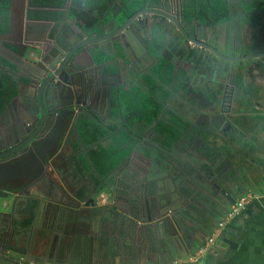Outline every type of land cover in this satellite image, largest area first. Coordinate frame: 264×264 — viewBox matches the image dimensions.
<instances>
[{"label":"crops","instance_id":"1","mask_svg":"<svg viewBox=\"0 0 264 264\" xmlns=\"http://www.w3.org/2000/svg\"><path fill=\"white\" fill-rule=\"evenodd\" d=\"M200 3L217 7L212 26L197 14ZM183 5L190 9L185 22L191 21L189 26L199 24L204 31L212 30L211 41L204 33L202 38L222 54L236 57L264 53V0H185ZM53 21L54 17L48 22H37L41 25L30 30L32 43L25 41L28 54L22 58L26 65L38 66L42 56L47 57L45 50L49 44L60 40ZM73 24L69 22L67 30ZM22 31L26 36L25 27ZM172 33L175 29L170 25L167 34L160 36L167 45L173 41L171 46H174L178 39L168 36ZM127 52L121 50L112 57L121 63L118 74L123 87L136 80L137 75L131 69L132 55ZM106 57L108 65L111 57ZM214 63L215 109L196 103L197 112L210 113H202L209 117L208 123H193L201 129V136L191 152L188 149L193 140L189 138L168 145L161 137L149 136L151 146L139 148L137 166H124L109 174L105 178L109 181L107 184L101 183L104 176L98 172H89V177L81 180L79 172L67 171L63 173L70 176L66 183L61 180L55 187L32 189L42 194L47 206L52 203L69 210L74 205L78 206L75 209H86L85 215L76 214L75 221L82 223L83 232L88 236L84 242L88 264H171L173 260H185L209 236L237 196L247 189L264 190V57L228 62L215 56ZM154 146L161 152H156ZM145 156L150 159L147 169L141 165ZM158 197L162 199L160 212L174 214L178 219L183 243L173 241L170 236L175 230L173 222L167 224L169 233L162 224L149 227L146 234L140 233V226L160 223L163 218L156 216ZM134 203L141 205L145 212L151 210L153 219L131 217L132 211L137 213ZM188 207L196 214H190ZM46 211L41 221L43 228L52 212L51 208ZM125 212H129L127 224L122 218ZM184 212L190 214V220L184 219ZM40 231L42 228L36 232V240ZM146 235L149 239L158 237L159 243L154 245V240H150L152 245L149 244ZM224 238L235 245L225 243ZM167 240L172 246L170 253ZM39 248L33 251L37 255L41 254ZM184 264H264V198L252 202L231 221L208 254L196 263Z\"/></svg>","mask_w":264,"mask_h":264},{"label":"flooded vegetation","instance_id":"2","mask_svg":"<svg viewBox=\"0 0 264 264\" xmlns=\"http://www.w3.org/2000/svg\"><path fill=\"white\" fill-rule=\"evenodd\" d=\"M3 1L0 0V5L4 3ZM158 1L8 0L9 31L0 33V167H10L24 161L34 151V148L43 143L56 127L57 116L60 112L68 110L59 137L53 147L45 154L43 174L35 179L20 176L6 185L0 184V250L4 251L5 255H10L12 259L18 258L20 264H74L60 262L56 259L57 253H55V250L53 251L56 244L48 248L49 251H43V248H39L41 251L40 255L33 252L34 249L38 248V239L45 230L48 227L49 229L53 228H50L51 224L48 223L45 228L41 227L44 211H49L50 208L54 213L63 211L61 204L49 203V206H47V203L42 199V194H37L36 191L32 192V189L34 186L39 187L41 190H43L44 186L46 188L55 187L61 184V180L62 183H66L69 181L68 177L70 176L64 175L65 177L61 178L60 175L62 174L59 171L62 172V170L64 172H79L78 177L81 180L89 177V172H97L95 168L87 170L82 165L83 163L79 156L80 154L82 156L83 151L87 152L86 145L82 144L79 147L80 149L72 146L73 152L66 154L68 152L66 150L68 146L67 139L71 134H75L77 141H80L79 125L82 123L95 121L103 126H117L124 121L122 112L118 111V106L114 103L121 86L118 74L121 63L112 57H115V54L119 51L121 52V50L126 52L128 50L127 54L132 55L133 66L130 68L134 74H137L135 76L136 80H133L134 82L139 80L141 74L148 72L155 63V40L162 46L157 55L164 56L165 46L171 47L173 41H170L167 45L166 41L163 42L160 36L161 34L162 36L167 34L170 25L174 27L178 40L185 38L189 43H193L182 35L174 23L165 17L153 13L138 15L139 17L137 16L136 19L127 24L122 33H116L95 46L89 45L73 51L82 42L80 35L85 33L86 38H89L90 35L101 36V34L105 33L104 30L112 32L134 11L140 8L146 10L158 6ZM183 1L185 2V0H165L164 9L170 7L173 12H177L179 22L193 38L210 44V42L202 38L204 37V30H201L199 24L195 26L190 24L189 26L191 21L187 20L188 23L185 22V15L190 9L188 6L183 5ZM78 11H84L93 16L90 25L76 17ZM123 11H125V16L121 19ZM114 14L120 20L117 19L115 25L109 23L104 28L105 22L110 20ZM193 15L196 16L195 14ZM53 17V22H55V27L57 28L56 32L61 35L60 40L49 44V47L45 50L47 57L45 55L42 56L38 66L36 64L26 65L22 62V58L28 54V47L25 41L32 43L30 36L32 31L30 30H34L41 25L37 22H48ZM69 22H74L75 24L67 30L66 26H68ZM24 27L27 30L26 36L23 35L22 31ZM194 45L198 48L195 51L194 62H189L183 58L192 52L190 50H186L185 53L180 55L178 60L180 63L172 59L169 60L175 64L177 71L185 70L191 76H198L199 71L204 69V71L211 73V79H213L215 76V63L211 64V62L215 54L208 49L201 48L197 44ZM59 46H63L65 51L61 50ZM212 46L215 47L214 45ZM106 56L111 57L109 59L111 63L108 65L105 64V60H108ZM68 57L67 66L61 72L67 82L59 84L58 80H51L52 72L48 67H59L65 60H68ZM203 61L209 63L203 67ZM122 64L125 65L124 62ZM115 66L116 69L114 70ZM48 80L50 82L45 86V91L48 93V105L46 107V115L42 120L38 97L41 85ZM13 86L15 91H13ZM208 90L215 91L212 86ZM167 106L169 104L166 105L163 113L170 110ZM209 107L215 109V104ZM83 117H86V121H84ZM68 125L70 128L66 132ZM134 130L140 137L139 142L123 162L112 169L110 174L121 170L124 166L135 168L140 154L139 148L147 149V147L151 146L148 143L149 136L156 137L152 127L140 123H136ZM200 136L201 133L195 134L189 130L178 142L183 141L185 137L186 139L189 138V141L190 139L193 140L188 149L191 152V147L196 146L200 141ZM105 142L110 143V139L107 138L101 141L102 144ZM158 148L154 146L156 152H161L160 148ZM97 152L92 151V154L94 155ZM86 154L88 155V152ZM145 157L144 161L141 160V165L144 169H147L150 165V159L147 156ZM105 178H101L102 184L109 182ZM11 193L13 194L12 200H6ZM71 207V210H75L78 214H86V209H75L78 207L75 205ZM63 209L68 211L70 208L63 207ZM40 228H42V231H40L41 233L39 232L40 236L36 240L35 234ZM19 239H22V241L19 242ZM74 245L75 243L71 242L69 248L74 247ZM45 251L51 253L50 258H42L45 257L42 256ZM8 263L16 264V261L10 260Z\"/></svg>","mask_w":264,"mask_h":264},{"label":"trees","instance_id":"3","mask_svg":"<svg viewBox=\"0 0 264 264\" xmlns=\"http://www.w3.org/2000/svg\"><path fill=\"white\" fill-rule=\"evenodd\" d=\"M3 2L0 5V33L9 31V9H7L9 4L8 0ZM212 5L200 3L197 10L205 22L208 20L206 23L209 26L216 20L217 7L214 8ZM76 17L88 25L93 19L92 15L84 11H78ZM161 47V44L155 40L156 61L149 71L141 74L139 80L130 83L127 87L120 86L114 103L118 106V111L122 112L124 121L121 124L103 126L99 122L90 121L79 125L80 141L74 146L75 148H79L82 144L87 146L88 155L83 151L82 156L81 154L79 156L87 170L95 168L101 176L107 177L113 168L120 165L140 140L134 130L136 123L152 127L156 136L163 138L164 143L168 145L178 142L189 130L195 134L200 132L199 127H194L191 121L176 112L168 110L163 113L174 96L186 89L192 92V87L183 81L188 75L185 70L177 71L171 60L157 55ZM12 88L15 91V87ZM197 96L201 97L202 91ZM205 97L207 100L203 99V102L196 101V103L208 108L217 101L215 91L210 90ZM107 138L110 139V146L105 147L101 141ZM206 148L210 149V147ZM92 151L99 153L93 155Z\"/></svg>","mask_w":264,"mask_h":264},{"label":"water","instance_id":"4","mask_svg":"<svg viewBox=\"0 0 264 264\" xmlns=\"http://www.w3.org/2000/svg\"><path fill=\"white\" fill-rule=\"evenodd\" d=\"M158 2H159L158 6H154V7H151L149 9H146V10L140 8V9L134 11L132 14H130L128 16V18L126 20H124L121 24H119L115 30H113L112 32L111 31L107 32L106 30H104L106 25L108 26L109 23L115 25L116 20L117 19L120 20L119 18H116V16H117L116 14L112 15L110 20L106 21L104 26H103L104 27L103 30L105 31V33L101 34V36H99V37H95L93 35H90L89 38H86V34L82 33L80 35V39L82 40V42L79 43L74 48L73 51H75V49L84 48V47L89 46V45L95 46L96 44L102 42V40H106L107 38H110L112 35H114L116 33H122L124 31L125 27L127 26V24L130 21H132L133 19H136V17L138 15H140L142 13H153V14H158L162 17L167 18L169 21L174 23V25L180 30L182 35L186 36L189 39V41L193 42L194 44H197L201 48H205V49L210 50L212 53L215 54V56H217L218 58H220L222 60H225L228 62H235V61L247 60L250 58L264 57V53H256V54L245 55V56H236V57H229V56L222 54L221 52H219L215 47H213L209 43H206L205 41H202L200 39L193 38L192 35L189 34V32L186 31L184 26L179 22V20L177 18L178 13L173 12V10L170 9V7L168 9H164L165 0H159ZM124 16H125V11H123V13L121 14V19L124 18ZM110 29H112V28H110ZM38 45H40V43H38ZM59 47L61 50H64L63 46H59ZM68 61H69V57H68V60H65L59 67L57 65H56L57 67H51V66L48 67L49 70L52 72L51 77H50L51 80H58L59 84L67 82L65 80V78H63V76L61 75V72L67 66ZM49 82H50L49 80L46 82H43V84L41 85V89L39 91L38 103L40 106V111L42 113L41 114L42 120L46 115V107L48 105L47 104L48 103V98H47L48 93L45 91V86ZM67 114H68V110H62L60 112V114L57 116L56 127L48 135V137L44 140L43 143H40L38 146H36L34 148V151L31 152L27 156V158L24 159V161H22L18 164L11 165L10 167H0V178L2 177V179H0V184L6 185L11 180H13L17 177H20V176L35 179V178L40 177L43 174L45 154L53 147L54 143L56 142L57 138L59 137L63 123H64V120H65V117ZM12 195L13 194L11 193L7 197H12ZM193 195H194V198L196 199L197 192H195ZM161 200H162L161 198H159L157 200V202H156L157 208H155L156 216L157 217H163L161 219L160 223H155V224H149L148 223V226H144V225H146V224H144V225L140 226V233L146 234L149 227L155 228V227H158L159 224H162L165 227V230H167L168 229L167 224L170 222H173L175 225V230L170 234V236H172L173 241L176 239L179 243H183V239H182L181 234H180L182 227L178 223V219L176 218V216L174 214L165 215L166 213L163 214L162 212H160V209L162 206ZM128 202H130V200ZM133 206L136 209L137 213L135 214L132 211L131 217L143 218V219H146L147 221H151L153 219V217L150 214L151 210L145 212V209L142 208L141 205L138 206L137 203L136 204L134 203ZM188 209H189L188 212H191L190 214H193V213L196 214L195 211L193 209H191V207H188ZM62 211L63 212L59 211L58 213H54V212L50 213V215L47 219V223L51 224L50 228L51 227H53V228L49 229V227H48L45 230L43 235L38 239V241H39L38 246H41V248H43V251H44V250H48V248H51L53 246V244H56L55 249H53V251L55 250V253H57L56 259H58V261L66 262V263H75V264H88L85 261L86 260L85 259L86 254L84 251V242H85V239L88 238V236L83 232L84 227H83L82 223L79 221H75V216H77L76 214H78V213H76L75 210L74 211L73 210L65 211L63 208H62ZM128 213L125 212V214L122 216L124 221H126V224L128 223V217H127V215H129ZM190 214H187V212H184L183 213L184 219L190 220L191 219ZM52 222H53V224H52ZM125 227H123L124 230H125ZM87 231L90 232V229ZM168 233H169V231H168ZM145 238H146V241L151 245H152V243L150 240H154V245H157L159 243L157 241L159 238L156 236L152 237V239H149V235H146ZM20 241H22V239H19V242ZM19 242L17 241L18 244H19ZM71 242H74L75 245H74V247L69 248V244ZM224 242L227 244L235 245L234 244L235 242H232L228 238H224ZM20 247L22 248V246H20ZM171 248H172V246L169 243V241L167 240V251H168V253H170ZM10 253L14 254L13 252H10ZM44 253L45 254L42 256H45V257H42V258H47V257L50 258L51 257L50 256L51 253L46 252V251ZM42 254H43V252H42ZM10 260H12V261L14 260V261H16V264H20V261L18 260V258L12 259L10 257V255H5L4 251L0 250V264H9L8 262ZM45 260H49V259H45Z\"/></svg>","mask_w":264,"mask_h":264},{"label":"rangeland","instance_id":"5","mask_svg":"<svg viewBox=\"0 0 264 264\" xmlns=\"http://www.w3.org/2000/svg\"><path fill=\"white\" fill-rule=\"evenodd\" d=\"M203 33L207 39H209L210 41L212 40V38H211V36L213 35L212 30H205ZM168 36H171V38L176 37L175 33L169 34ZM184 39L180 38L177 41V43L174 46H171L170 48L165 46L164 51H163L164 56L167 59H172L173 61L180 63V61H178L180 59V55L185 53L186 50H190L192 52H190V54L185 55L183 58L187 59V61H189V62H194L195 51L198 48L195 47V45L193 43H189L188 40H186V39L184 40ZM172 48L174 50H172ZM214 62H215V57H213V61L211 62V64ZM205 64L206 63H203V67ZM183 81L185 84L188 83V85L190 87H192V92L188 91L187 89L180 91L178 93V95L174 96V99L169 101V103H168L169 106H167V108H170V110L172 109L173 112H176L177 114L183 116V118L188 120V121H190V120L192 122L196 121L197 123H202V124H203V122L208 123L209 117L206 115H202V113L203 114H209L210 112H207V113L197 112L195 105H196V101L201 103V102H203V99L207 100V98L205 96H206L207 92L210 91V90H208V89H210V86L214 87V89H215V76L213 79H211V73L204 71V69H201L199 71L198 76H191L188 72V75L183 79ZM201 91H202V96L201 97L197 96V95L201 94ZM186 93H188V94H186ZM192 106L194 107L193 108L194 110H192L193 112L191 111ZM83 118H84V121H86V117H83ZM201 120H202V122H201ZM69 128L70 127L68 125L66 128V132L69 131ZM208 136L211 137V135L209 133H208ZM67 140H68V146H67L66 150L68 152L66 154H70L74 150L72 148V146H74L73 144H75L77 142L76 135L71 134ZM103 144L105 145V147L110 146L109 142H105ZM59 173L62 174V175H60L61 178L65 177L63 175L64 170H62V172L59 171Z\"/></svg>","mask_w":264,"mask_h":264},{"label":"built area","instance_id":"6","mask_svg":"<svg viewBox=\"0 0 264 264\" xmlns=\"http://www.w3.org/2000/svg\"><path fill=\"white\" fill-rule=\"evenodd\" d=\"M264 198V190L257 191L254 189H247L237 196L234 201L229 205L225 211L224 216L216 222L215 227L206 237L201 245L191 254H189L185 260H173L171 264H184V263H196L200 258L208 254L212 247L217 243L218 239L222 236V230L233 221L242 211L257 199Z\"/></svg>","mask_w":264,"mask_h":264}]
</instances>
